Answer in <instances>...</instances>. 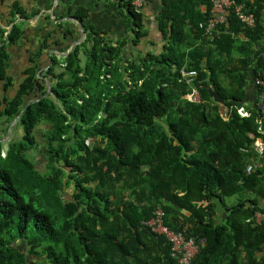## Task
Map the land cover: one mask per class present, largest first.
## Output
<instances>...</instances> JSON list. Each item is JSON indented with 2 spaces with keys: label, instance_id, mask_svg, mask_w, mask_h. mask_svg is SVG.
<instances>
[{
  "label": "trees",
  "instance_id": "trees-1",
  "mask_svg": "<svg viewBox=\"0 0 264 264\" xmlns=\"http://www.w3.org/2000/svg\"><path fill=\"white\" fill-rule=\"evenodd\" d=\"M113 1L125 37L107 40L80 9L85 38L41 69L51 44L43 38L15 92L0 98V264H178L144 223L157 207L198 242L190 264H264V217H255L264 215V153L255 147L264 144V104L245 102L248 71L264 80V0H235L254 27L230 9L213 40L199 27L212 0H162V50L133 58L123 49L147 34L141 10ZM11 15L0 26L4 90L8 47L32 16L15 2ZM181 68L196 71L192 81ZM193 90L198 101L185 97Z\"/></svg>",
  "mask_w": 264,
  "mask_h": 264
},
{
  "label": "crops",
  "instance_id": "crops-1",
  "mask_svg": "<svg viewBox=\"0 0 264 264\" xmlns=\"http://www.w3.org/2000/svg\"><path fill=\"white\" fill-rule=\"evenodd\" d=\"M18 3L30 15L23 26L22 38L8 47V75L12 85L4 90L0 81V98L13 94L23 79V71L31 65L30 57L37 51L40 41L48 37L50 47L43 51L42 56L36 60L41 69L50 63L48 56L52 53L57 56L68 53L75 44L85 38L82 24L79 25L73 18L81 9L87 10L86 23L96 31H102L107 40L115 42L126 35V25L121 14L123 9L113 0H0V26L8 29L11 25V8ZM162 8V0H145L141 7L142 22L147 31L141 43L124 46L125 57L133 58L138 51L159 52L162 50L163 40L158 28V16ZM264 22V11L262 14ZM17 16L14 22L19 21ZM81 23V22H80ZM66 29L73 35H64ZM247 85L245 87V102L250 105L264 104L259 96V89L255 83L254 72L248 71ZM264 111V108H263ZM14 123V122H13Z\"/></svg>",
  "mask_w": 264,
  "mask_h": 264
},
{
  "label": "built area",
  "instance_id": "built-area-1",
  "mask_svg": "<svg viewBox=\"0 0 264 264\" xmlns=\"http://www.w3.org/2000/svg\"><path fill=\"white\" fill-rule=\"evenodd\" d=\"M144 0H133L132 4L136 12H140ZM232 9L237 19L247 27H254L255 16L252 13L244 11L243 5L237 3L235 0H212L211 9L206 19L199 23V27L204 31L206 38L213 40L216 27L223 23L226 19V14ZM180 75L185 82L192 81L196 75L195 70L180 69ZM255 83L260 87L259 96L264 99V80L255 79ZM189 100H199V95L196 90L185 95ZM256 151L262 155L264 153V144L260 139L255 143ZM255 166V162L248 163L246 171H251ZM164 211L157 207L153 217L144 222L151 230L158 235H161L170 244V255L176 260L178 264H190L194 256L198 252L199 244L193 235L186 231V227L180 230H174L168 227L163 220ZM256 221L259 222L264 215L260 212L255 214Z\"/></svg>",
  "mask_w": 264,
  "mask_h": 264
},
{
  "label": "rangeland",
  "instance_id": "rangeland-1",
  "mask_svg": "<svg viewBox=\"0 0 264 264\" xmlns=\"http://www.w3.org/2000/svg\"><path fill=\"white\" fill-rule=\"evenodd\" d=\"M14 122V121H13ZM13 122L11 123V125L13 124ZM7 133L8 135L10 134V128L7 130ZM21 134H22V131H21V128L18 126V127H13L12 128V132H11V135L14 139H20L21 137ZM8 135H6L4 138H3V141H5L7 138H8ZM38 135V133H37ZM6 146V143L4 144V147ZM36 163H37V167L38 168H42L43 167V164H44V160L42 158L41 155H37L36 156ZM67 192H70V189H67ZM234 202V198L233 197H230V198H226L224 203L225 205H231L232 203ZM221 215L220 211H219V214L218 216ZM198 253V252H197ZM196 253V254H197ZM196 256V255H195ZM194 256V257H195ZM194 259V258H193ZM192 262V261H191Z\"/></svg>",
  "mask_w": 264,
  "mask_h": 264
},
{
  "label": "water",
  "instance_id": "water-1",
  "mask_svg": "<svg viewBox=\"0 0 264 264\" xmlns=\"http://www.w3.org/2000/svg\"><path fill=\"white\" fill-rule=\"evenodd\" d=\"M79 25H81L80 21H78L76 18H73ZM84 32V31H83ZM207 90H208V93H209V96L218 104L220 105L221 107L224 106V101H223V98L220 96V94L215 91L213 88H212V85H207ZM23 111V109H22ZM21 111V112H22Z\"/></svg>",
  "mask_w": 264,
  "mask_h": 264
}]
</instances>
